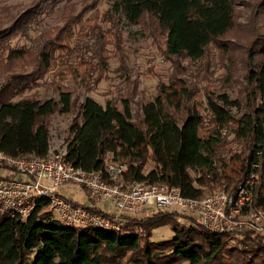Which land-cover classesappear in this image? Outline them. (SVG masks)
<instances>
[{
  "label": "trees",
  "instance_id": "1",
  "mask_svg": "<svg viewBox=\"0 0 264 264\" xmlns=\"http://www.w3.org/2000/svg\"><path fill=\"white\" fill-rule=\"evenodd\" d=\"M45 1L0 31V73L34 65L32 72L12 75L0 88V151L14 157L46 156L51 150L46 119L56 112L68 114L72 107V95L66 92L60 93L59 101L24 96L38 88L46 72L62 62V57L81 56L78 47L72 48L75 27L41 28ZM97 1L93 0L91 9ZM109 1L106 21L111 30L103 33L98 23L86 22L90 24L87 35L99 46L104 43L103 36L115 35L124 23L136 27L149 17L153 28L147 22L145 25L153 32L158 28L164 37V56L198 63L206 82L211 47L223 49L220 39L236 25L235 0ZM61 2L51 0V11ZM261 5L264 0H260ZM74 22L85 26L83 16H75ZM36 28L40 34L35 46L10 44L17 37L30 41ZM249 55L246 80L251 90L241 116L232 112L239 103L226 92L207 93V115L195 106L180 116L187 90L169 91L161 85L160 94L143 106L140 124L134 122L127 99L120 105L107 100L104 106L88 97L81 105V122L69 129L67 162L105 176L110 162L123 165L127 168L126 182L176 187L192 199L203 198L217 186L237 191L252 176H258L253 209L264 212V35H257ZM107 70V63L98 61L96 71L101 74ZM93 75L88 72L83 81L88 83ZM231 136L230 144L242 146L241 155L228 147ZM221 151L226 155L220 156ZM150 161L154 168L146 172ZM48 205L42 201L27 220L0 214V264H264V239L253 233H211L194 219H180L164 211L142 219L129 217L120 231L77 229L54 218ZM165 225L171 226L175 238L153 242L152 231Z\"/></svg>",
  "mask_w": 264,
  "mask_h": 264
},
{
  "label": "rangeland",
  "instance_id": "2",
  "mask_svg": "<svg viewBox=\"0 0 264 264\" xmlns=\"http://www.w3.org/2000/svg\"><path fill=\"white\" fill-rule=\"evenodd\" d=\"M39 1L41 0H0V31L10 28L21 13L35 6ZM235 1L237 4L236 25L231 32L220 39L223 49L217 46L211 47L209 55L211 71L208 73L206 82L200 76L198 63L169 60L164 56L162 53L165 48L164 37L160 35L158 28L153 32L148 25H145L146 22L150 26L154 24L149 17L136 27L124 23L119 31L114 32L115 35L103 36L104 43L99 46L97 40L87 35L88 32L85 30L90 24L86 22L91 20L98 23L103 33L111 30V24L106 21L107 12L112 4L109 0H98L93 9H91L93 0H62L61 5L52 11L54 5L51 0H46L48 6H45L46 13L41 15V28L75 27L77 31L72 48L76 46L79 48L77 51H81L80 57H62V62L58 61L54 69L46 72L37 89L24 94L25 97H38L42 101L49 99L59 101L62 92L72 95L70 113L56 112L46 119L51 132V151L66 152L70 139L69 129L75 122H81V105L88 97L104 106L107 100L120 105L121 100L127 99L132 107L134 122L140 124L143 106L154 101V98L160 94L161 85H165L169 91L182 87L187 90L180 116L186 113L187 108L195 106L203 115H207V93L218 95L226 92L233 101L239 103L232 112L241 116L247 109V94L251 90L246 80L249 54L257 35H264V6H259L260 0ZM75 16L80 18L83 16L84 28L75 24ZM39 34L40 29L36 28L30 34V41L17 37L11 39L10 44L16 47L35 46L38 43ZM225 47L228 50H225ZM100 60L108 65L106 73L100 74L96 71ZM201 65L203 69L206 67L205 63ZM33 70L34 65L29 64L24 68L9 69L5 73H0V88L10 76L26 75ZM88 72L94 75L88 83H85L83 78ZM232 141L231 136L226 143ZM228 147L241 155L242 146L229 143ZM224 155L226 154L221 151L220 156ZM153 168L154 163L150 161L146 172ZM221 188L225 187L217 186L208 193ZM61 194L88 208L97 207L105 212H109L112 208L109 201L91 200L86 190L78 185L68 189L62 188ZM145 210L146 217L150 215L151 210L159 212L152 208ZM164 212L174 213V210H164ZM140 213L141 211L138 210V215ZM177 218L182 219L178 215ZM174 238L175 234L170 225L152 231L151 240L156 243L167 242Z\"/></svg>",
  "mask_w": 264,
  "mask_h": 264
},
{
  "label": "built area",
  "instance_id": "3",
  "mask_svg": "<svg viewBox=\"0 0 264 264\" xmlns=\"http://www.w3.org/2000/svg\"><path fill=\"white\" fill-rule=\"evenodd\" d=\"M126 171L125 166L113 163L106 176L101 171H85L67 162L66 152L50 150L44 157H14L0 151V214L27 220L46 201L54 218L67 227L120 231L127 218H146L145 209L152 208L174 210L211 233H253L264 238V212L253 209L258 176H252L237 191L220 189L192 199L176 187L126 182ZM75 185L100 201H109L112 210L88 208L61 194L62 188ZM155 214L151 210L148 217Z\"/></svg>",
  "mask_w": 264,
  "mask_h": 264
},
{
  "label": "crops",
  "instance_id": "4",
  "mask_svg": "<svg viewBox=\"0 0 264 264\" xmlns=\"http://www.w3.org/2000/svg\"><path fill=\"white\" fill-rule=\"evenodd\" d=\"M88 194V193H87ZM95 209H98V211H102V212H105L104 210H101V209H99V208H97V207H95ZM110 210V209H109ZM111 210H112V208H111Z\"/></svg>",
  "mask_w": 264,
  "mask_h": 264
}]
</instances>
